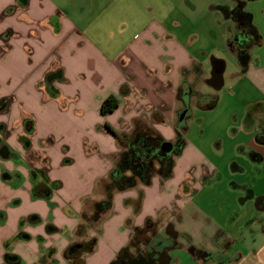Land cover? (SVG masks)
I'll use <instances>...</instances> for the list:
<instances>
[{
  "label": "crops",
  "instance_id": "0c3cea01",
  "mask_svg": "<svg viewBox=\"0 0 264 264\" xmlns=\"http://www.w3.org/2000/svg\"><path fill=\"white\" fill-rule=\"evenodd\" d=\"M251 1L0 0V264H72L66 251L78 245L82 264H112L135 236H164L166 227L178 244L168 253L172 264H264V59L256 47L246 70L236 62L234 77L247 88L233 94L245 101L244 116L229 180L219 181L229 212L204 223L194 214L184 228L197 182L185 167L172 184L191 152L182 122L192 107L213 110L224 86V60L209 50L208 70L192 30L230 21L224 13L236 7L251 14ZM201 2L210 4L208 21L198 16ZM227 46L234 56L230 39ZM215 61L223 62L217 90ZM108 99L116 107L103 115ZM138 123L171 153L178 132L184 146L168 179L153 174L149 184L113 190L108 199L125 149L116 136L131 135ZM65 164L81 174L63 172ZM185 253L184 263L176 254Z\"/></svg>",
  "mask_w": 264,
  "mask_h": 264
},
{
  "label": "rangeland",
  "instance_id": "374dc122",
  "mask_svg": "<svg viewBox=\"0 0 264 264\" xmlns=\"http://www.w3.org/2000/svg\"><path fill=\"white\" fill-rule=\"evenodd\" d=\"M200 5L198 16L201 17L202 21L207 16L206 21H208L209 16H211L207 12L210 4L201 2ZM247 5L252 15V23L261 37V44L256 46L254 51L261 59H264V0L251 1ZM232 26L231 20L221 19L220 24L214 23L211 28L206 26L205 29L192 30L193 36L198 35L199 38L196 42V47L200 50L203 49L206 53L205 62L208 70L210 53L207 54V52L209 50H218L216 58H222L226 67L223 75L224 86L215 93L218 100L216 107L210 111H200L192 107L189 119L182 122V125L186 126L187 129L186 139L189 142L191 152L187 154V158L184 160L185 165L179 166L182 170H176L175 181L172 184L176 186L175 183L182 178L185 167L191 171L192 179L197 182V185L192 189L191 207L186 212L184 223L186 226L184 228L187 227V224L191 225L189 220L193 219L194 214L196 217L199 216L197 218L204 223L206 220L215 221L220 214L229 212V207L221 204L226 193L219 181L222 176L224 183L227 184L229 180L227 170L230 173V163L234 157L236 144L233 134L236 133L235 127H240L244 116L243 103L245 101L243 100L242 103L239 98L238 100L234 98L233 94L236 92L238 96L239 90H243L246 87V82L242 81L241 76L236 75L237 77H234L237 71V64L227 46V40H231ZM202 33L208 35L206 40H202ZM221 35L222 40L220 41ZM202 89L204 93H211L206 87ZM97 136L95 135V137ZM192 149L195 150V155H193ZM81 170L74 165L65 164L63 167V172L78 176L81 174ZM202 186L203 189H200ZM98 227L94 231V238L92 239L97 240L99 238L101 233H98L97 230L100 231V226ZM79 255L78 262L84 258L83 253H79ZM176 256L182 258L185 263L189 255L185 253L176 254Z\"/></svg>",
  "mask_w": 264,
  "mask_h": 264
},
{
  "label": "trees",
  "instance_id": "16d2710c",
  "mask_svg": "<svg viewBox=\"0 0 264 264\" xmlns=\"http://www.w3.org/2000/svg\"><path fill=\"white\" fill-rule=\"evenodd\" d=\"M224 16H229L233 23L231 43L234 48V57L239 68L244 71L247 69L251 55L250 51L253 47L261 44V37L252 23V15L243 9L236 7L230 14L226 11ZM220 64V71L223 66L222 61H215L214 65ZM216 103V99L212 100L205 108L211 109ZM116 107L113 99L104 101L101 105V114L105 115L113 111ZM153 132L145 125L138 123L135 125L134 132L131 135L117 137V142L124 145L125 149L120 154L116 167L111 174V183L107 187V198L110 199L113 190H124L135 186L138 182L141 184H149L153 174H157L162 179H168L171 176L173 167V156L178 155L184 146V138L181 132L177 133L173 144V152L167 155L162 151L163 141L160 137L152 134ZM38 190H33L35 194ZM48 197V193L44 195ZM108 201L96 207V213L103 212L108 208ZM83 245L71 246L66 251V258L72 264H82L77 260L79 253H83ZM7 262H17L15 256H5Z\"/></svg>",
  "mask_w": 264,
  "mask_h": 264
},
{
  "label": "flooded vegetation",
  "instance_id": "af4514ba",
  "mask_svg": "<svg viewBox=\"0 0 264 264\" xmlns=\"http://www.w3.org/2000/svg\"><path fill=\"white\" fill-rule=\"evenodd\" d=\"M215 72H220V67H215ZM176 247L178 244L170 227L165 228L164 236L151 230L147 236L144 233L135 236L112 264H172L168 253Z\"/></svg>",
  "mask_w": 264,
  "mask_h": 264
},
{
  "label": "water",
  "instance_id": "95a60500",
  "mask_svg": "<svg viewBox=\"0 0 264 264\" xmlns=\"http://www.w3.org/2000/svg\"><path fill=\"white\" fill-rule=\"evenodd\" d=\"M211 83H212V86L217 90V89H220L221 87V83H220V80H221V73H217V72H212L211 74ZM183 117V115H182ZM182 119V118H181ZM161 149L162 151H164L167 155H169L172 151V147L169 143H163L162 146H161Z\"/></svg>",
  "mask_w": 264,
  "mask_h": 264
}]
</instances>
